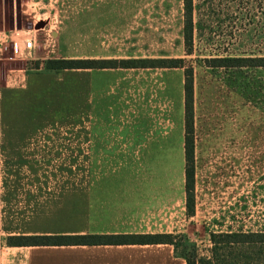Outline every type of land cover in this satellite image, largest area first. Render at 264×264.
<instances>
[{
    "label": "rangeland",
    "instance_id": "obj_1",
    "mask_svg": "<svg viewBox=\"0 0 264 264\" xmlns=\"http://www.w3.org/2000/svg\"><path fill=\"white\" fill-rule=\"evenodd\" d=\"M102 1L0 0L1 69L24 66L9 58L17 59V46L26 44L33 35L38 39L49 35V51L55 48L50 52L54 59L49 60H181L182 68H166L183 78L187 70L192 82V144L187 161L180 106L175 133L177 203L170 234L177 252L193 251L197 261L208 264H264V244H217L212 239L220 234H264V68H218L207 61L226 56L264 57V0H193L190 54L186 53L182 33V0ZM105 9L111 15L106 27L114 38L97 40L98 28L104 23L90 24L89 16L102 14ZM89 33H93L92 39ZM14 34L26 41L16 42ZM57 34L60 52L53 45ZM74 37L81 46L74 44ZM98 41L111 43L107 58H90L103 48L96 45ZM53 104L51 101L50 106ZM55 115L59 117L60 112L52 109L48 165L42 168V200L29 197L28 190L36 188L29 181L35 168L15 165V154L24 155L31 141L25 145L9 141L5 145L0 163L3 200L6 195L2 217L6 230L11 218L16 233L2 235L1 241L8 247H23L13 245L22 238L91 234L99 226L88 220L90 169L74 166L72 122L56 120ZM55 128L65 129L51 130ZM185 170L192 171L191 214L185 206ZM93 254L82 248L80 264H91L90 259L97 264L90 256Z\"/></svg>",
    "mask_w": 264,
    "mask_h": 264
},
{
    "label": "crops",
    "instance_id": "obj_2",
    "mask_svg": "<svg viewBox=\"0 0 264 264\" xmlns=\"http://www.w3.org/2000/svg\"><path fill=\"white\" fill-rule=\"evenodd\" d=\"M103 11L97 16L90 14V24L104 23L96 39L110 40L114 37L106 23L111 15ZM89 34L92 39L93 33ZM55 38L53 45L60 52V37L57 34ZM75 39L74 44L81 46ZM110 44L98 41L96 45L103 48L90 58L110 56ZM17 49L18 58L9 60L24 66L7 71L0 67V163L9 141L13 145L31 141L24 155L15 154V165L35 168L29 181L36 188L28 190L29 197L42 200L49 117L50 111L57 109L60 115L53 118L72 122L74 166L90 169L88 220L99 225L91 234H170L176 220L175 133L178 107L184 112L182 74L139 68L49 73L44 63L54 59L50 52L55 51H49V35L41 39L33 35ZM3 195L0 191V264H80L82 248L94 251L90 256L97 264H178V260L185 264L168 244L8 247L1 241L2 235L16 233L11 218L8 230L4 226Z\"/></svg>",
    "mask_w": 264,
    "mask_h": 264
},
{
    "label": "trees",
    "instance_id": "obj_3",
    "mask_svg": "<svg viewBox=\"0 0 264 264\" xmlns=\"http://www.w3.org/2000/svg\"><path fill=\"white\" fill-rule=\"evenodd\" d=\"M240 2L243 0H239ZM184 11L183 38L186 53L190 54L193 38V0H182ZM213 63L212 67L218 68H264V57H223L207 60ZM181 60H48L44 63V69L50 72H60L73 69H166L182 68ZM190 73L184 71V152L187 161V152L192 144L190 129L192 121V82ZM185 196L188 214L193 210V183L192 171L185 170ZM214 243L231 245H263L264 234L257 233H232L220 234L212 237ZM15 246H120V245H172L176 254L181 257L185 264H208V262L197 261L194 252L191 254H178L177 244L171 234H82L76 236H44L34 238H22ZM31 241V242H29ZM250 261V260H249ZM260 261V260H256ZM226 264V263H225ZM228 264V263H227ZM241 264V263H239ZM242 264H255L245 262Z\"/></svg>",
    "mask_w": 264,
    "mask_h": 264
},
{
    "label": "built area",
    "instance_id": "obj_4",
    "mask_svg": "<svg viewBox=\"0 0 264 264\" xmlns=\"http://www.w3.org/2000/svg\"><path fill=\"white\" fill-rule=\"evenodd\" d=\"M14 40L16 42H25L26 41V39L21 38V36L18 34H14Z\"/></svg>",
    "mask_w": 264,
    "mask_h": 264
}]
</instances>
